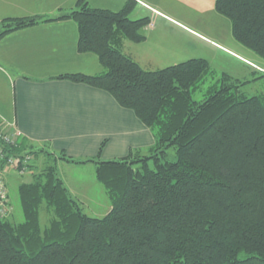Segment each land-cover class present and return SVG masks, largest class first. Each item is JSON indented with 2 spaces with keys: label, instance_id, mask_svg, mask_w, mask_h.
<instances>
[{
  "label": "trees",
  "instance_id": "trees-1",
  "mask_svg": "<svg viewBox=\"0 0 264 264\" xmlns=\"http://www.w3.org/2000/svg\"><path fill=\"white\" fill-rule=\"evenodd\" d=\"M136 6L129 0L114 12L79 0L63 18L78 25V51L97 55L105 71L58 79L108 92L152 131L155 145L110 161L100 158L103 145L85 160L24 138L7 146L33 156L34 180L19 187L23 222L0 215V264H264V94L247 97L242 83L224 75L195 101L210 72L205 59L144 70L122 51L125 39L146 40L151 20H133ZM215 7L231 21L234 39L264 61V0H215ZM51 20L6 19L0 38ZM43 155L94 164L110 212L87 215L55 164L36 165Z\"/></svg>",
  "mask_w": 264,
  "mask_h": 264
},
{
  "label": "crops",
  "instance_id": "crops-1",
  "mask_svg": "<svg viewBox=\"0 0 264 264\" xmlns=\"http://www.w3.org/2000/svg\"><path fill=\"white\" fill-rule=\"evenodd\" d=\"M78 1L0 0V32L6 19H53L0 38L2 126L10 131L14 124L21 138L32 145L56 156L63 151L76 160L96 158L102 145L100 158L104 161L125 158L131 151L146 154L155 145V137L132 110L121 107L106 91L58 79L66 74L98 75L105 71L97 55L78 51V25L73 19L63 18L78 9ZM128 1L88 0V6L118 12ZM133 1L137 6L132 19L140 16L151 21L153 17L175 20L169 13L180 15L179 6L190 5L196 10V3L203 4V0ZM56 156L59 176L70 194L82 203L90 195V181L98 182L95 165L69 163ZM41 157L37 166L54 159ZM76 168H92L93 179L73 175Z\"/></svg>",
  "mask_w": 264,
  "mask_h": 264
},
{
  "label": "rangeland",
  "instance_id": "rangeland-1",
  "mask_svg": "<svg viewBox=\"0 0 264 264\" xmlns=\"http://www.w3.org/2000/svg\"><path fill=\"white\" fill-rule=\"evenodd\" d=\"M183 7L179 6L182 10L178 16L169 13L175 20L153 17L150 25L142 30L146 40L134 43L125 39L122 51L147 71L162 70L192 59L207 60L210 72L193 93L197 102L205 100L212 86H220L224 75L242 83L240 91L245 96L263 95L264 77H260L264 72V61L234 39L232 23L217 12L215 0H203V4L196 3V10L190 5ZM139 18L140 16L135 20ZM170 158L175 159L174 150L171 151ZM56 162L55 159L50 161L55 165ZM90 169L92 168H76L72 174H79V177L83 178L91 176L93 179L94 172ZM4 177L9 193L10 217L12 216V221L16 223L23 222L19 187L33 182L32 171L21 174L8 169L4 172ZM90 183V195L82 202L83 210L91 217L103 218L111 207L107 190L95 180ZM48 222V214L43 210L42 227H46Z\"/></svg>",
  "mask_w": 264,
  "mask_h": 264
},
{
  "label": "built area",
  "instance_id": "built-area-1",
  "mask_svg": "<svg viewBox=\"0 0 264 264\" xmlns=\"http://www.w3.org/2000/svg\"><path fill=\"white\" fill-rule=\"evenodd\" d=\"M21 134L15 125H11V130H5L0 121V215L7 217L11 213L9 193L5 181L4 172L8 169L25 174L30 170L33 156L30 154H11L6 147H16Z\"/></svg>",
  "mask_w": 264,
  "mask_h": 264
}]
</instances>
